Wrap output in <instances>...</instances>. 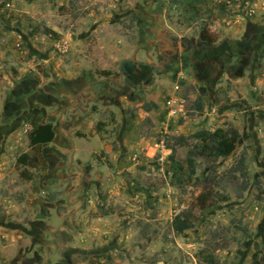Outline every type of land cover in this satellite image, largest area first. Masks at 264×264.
I'll return each instance as SVG.
<instances>
[{"label":"rangeland","instance_id":"1","mask_svg":"<svg viewBox=\"0 0 264 264\" xmlns=\"http://www.w3.org/2000/svg\"><path fill=\"white\" fill-rule=\"evenodd\" d=\"M44 123L56 137L33 150ZM228 128L234 152L201 146L192 173L191 136ZM258 248L264 0H0V264H252Z\"/></svg>","mask_w":264,"mask_h":264},{"label":"trees","instance_id":"2","mask_svg":"<svg viewBox=\"0 0 264 264\" xmlns=\"http://www.w3.org/2000/svg\"><path fill=\"white\" fill-rule=\"evenodd\" d=\"M202 39L204 41L209 40L202 34ZM56 137V130L51 123H44L40 125H34L32 130L28 134V139L30 146L33 150H36L39 147L48 145L54 141ZM195 142L199 143L190 150L188 163L191 168L192 173H195V163L196 158L199 156H203L205 153L202 150L201 146L205 147L213 145L216 149V157L226 158L230 156L234 150L240 139V134L235 128L217 129L214 132H210L208 130H201L191 136ZM186 142V139L182 137V141ZM183 144V143H181ZM173 154L176 152V148H172ZM172 158L174 155L171 156ZM29 156L27 154L22 155L18 160L19 164L28 163ZM35 161L37 160L34 157ZM239 166L244 165V159H242L239 163ZM226 198V197H223ZM189 213V211H183L179 215H177L174 219V228L177 232H183L188 230L194 226V217ZM252 264H264V255H262V251L258 248L253 256Z\"/></svg>","mask_w":264,"mask_h":264},{"label":"built area","instance_id":"3","mask_svg":"<svg viewBox=\"0 0 264 264\" xmlns=\"http://www.w3.org/2000/svg\"><path fill=\"white\" fill-rule=\"evenodd\" d=\"M174 104H176L175 100L171 99V100L168 101L169 108L173 107ZM174 112H175V111H173V110L170 109V113H171V115H172Z\"/></svg>","mask_w":264,"mask_h":264},{"label":"crops","instance_id":"4","mask_svg":"<svg viewBox=\"0 0 264 264\" xmlns=\"http://www.w3.org/2000/svg\"><path fill=\"white\" fill-rule=\"evenodd\" d=\"M145 6V5H144Z\"/></svg>","mask_w":264,"mask_h":264}]
</instances>
